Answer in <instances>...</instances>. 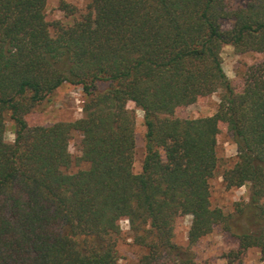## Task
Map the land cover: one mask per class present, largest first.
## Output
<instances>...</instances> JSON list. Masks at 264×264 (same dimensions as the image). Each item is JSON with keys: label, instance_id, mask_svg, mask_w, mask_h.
<instances>
[{"label": "trees", "instance_id": "obj_1", "mask_svg": "<svg viewBox=\"0 0 264 264\" xmlns=\"http://www.w3.org/2000/svg\"><path fill=\"white\" fill-rule=\"evenodd\" d=\"M46 5L0 0V264H118L123 220L144 249L140 264H194L192 248L217 226L238 239V254L256 247L264 261V65L236 92L222 57L228 44L264 52V0H91L54 34ZM64 83L82 85L83 115L30 125L25 115ZM218 91L213 115H175ZM129 101L144 111L140 172ZM221 122L238 151L224 182L249 189L231 215L211 202ZM75 131L87 166L70 172ZM183 215L187 246L174 241Z\"/></svg>", "mask_w": 264, "mask_h": 264}, {"label": "rangeland", "instance_id": "obj_2", "mask_svg": "<svg viewBox=\"0 0 264 264\" xmlns=\"http://www.w3.org/2000/svg\"><path fill=\"white\" fill-rule=\"evenodd\" d=\"M91 0H47L46 18L50 25L51 33L56 32V26L61 24L70 26L88 11ZM68 9H65V4ZM233 20L222 21L224 29H229ZM223 67L230 77L236 92L244 88L248 69L256 64L264 65V52L250 51L239 53L231 44L225 45L222 51ZM221 92L201 96L197 102L177 108L175 115L182 118H198L213 115L220 104ZM86 95L82 85L64 83L55 92L40 102L25 115L32 126L51 125L60 121H74L84 113ZM128 107L136 112V149L134 170L140 172L146 155L144 111L129 101ZM5 139L13 142L16 136V123L7 111L2 119ZM218 133L217 155L219 166L215 176L211 179V202L213 207H220L225 214L231 215L240 201L249 200L248 186L228 188L223 179L226 169L235 164L238 159L237 145L232 132L227 124L220 123ZM81 135L75 131L70 139V151L74 161L68 171L75 172L87 164L80 158L82 156ZM192 222L191 215L180 216L175 224L174 241L182 246L188 244V230ZM123 233L118 243V264H140L144 249L135 243L130 232L128 220L121 222ZM238 239L223 226H217L213 232L201 239L192 250L195 254L194 264H264L259 248H250L238 254Z\"/></svg>", "mask_w": 264, "mask_h": 264}]
</instances>
